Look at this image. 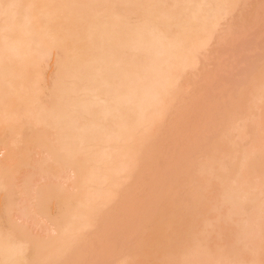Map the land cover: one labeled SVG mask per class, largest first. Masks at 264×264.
Here are the masks:
<instances>
[{"label": "bare ground", "instance_id": "obj_1", "mask_svg": "<svg viewBox=\"0 0 264 264\" xmlns=\"http://www.w3.org/2000/svg\"><path fill=\"white\" fill-rule=\"evenodd\" d=\"M239 2L0 0V264H264V58L189 117Z\"/></svg>", "mask_w": 264, "mask_h": 264}, {"label": "rangeland", "instance_id": "obj_2", "mask_svg": "<svg viewBox=\"0 0 264 264\" xmlns=\"http://www.w3.org/2000/svg\"><path fill=\"white\" fill-rule=\"evenodd\" d=\"M243 1H245V0H240V2H242L243 3V5H242V3H241V6L239 5L240 4V2H239V4H237L238 6H237V8H235V10H233V13L228 17V18H230V20L228 19V21H230L229 23L227 22V24L225 23V24H223L224 26H227L228 24V26L229 27H231V29L233 30H231L229 27V29L227 28V27H224V29H222V26H221V29L222 30H220V34H222L221 35V37L223 36V33H225V34H227L226 35V37L225 36H223V38H220L219 40H217V42H219V41H221V44L224 42V41H227L228 42V44H227V47L225 48V46H226V43L224 42V44H220V48L218 47V45L216 46V42H214L212 45L216 48H214V47H212V45H211V49L209 48V49H206V50H211V51H208V53H207V55H205L206 57H204L203 59L205 60H203L204 62H202V61H200V66H199V68L200 69H203V70H200L199 72H202V73H200V75L201 74H203L204 76L205 75H207L206 77H204V80H202V83H201V80L199 81V82H197L198 84L196 85H194V86H192V88L190 89H188V91H187V95H188V97L190 96V97H192V100H193V98H197L196 100H195V102L194 101H192V104H190V106H192L193 107V111L191 110L190 111V113H189V117L191 118V125H192V122H194L193 123V125H192V128L193 127H195L196 128V130L195 131H201V129L199 128H197V127H204V126H206V125H204V121H202L203 120V114L201 115V120L199 119V117H200V115H199V113L201 112V109L199 108H197L198 106H199V104H198V101H199V103H200V101L201 100H199V98L202 96V95H200L199 93H200V89H202V91H203V93L205 94V96H212V95H214V93H216V91L217 90H219L220 91V89L218 88L219 87V83L218 82H221L220 84H222L223 82H226V83H223L225 86L228 84V86L230 87L231 86V84L230 83H233V82H235L238 78H240V77H242L243 75H242V73L244 72V71H246V68H248L249 67V65L251 66V63H252V66L254 65V62H256L257 63V61L261 58V59H263L264 58V45L263 46H259V48H258V46H257V44H259V45H262V44H264V36H262V35H264V33H261V34H259L260 32H264V18L262 19L261 17H264V0H246L245 1V3L243 2ZM247 2V3H246ZM250 2V4H248ZM257 2V3H256ZM246 4V5H245ZM251 5V6H250ZM262 5V6H261ZM259 7V8H258ZM238 8L240 9L239 10V12H238ZM255 8V9H254ZM254 10H255V12H254ZM235 11V12H234ZM237 12H238V15H237ZM245 12V13H244ZM252 12V13H251ZM257 12V13H256ZM242 13V14H241ZM249 13V14H248ZM253 13H256V14H253ZM262 14V15H261ZM249 15V16H248ZM254 15V16H253ZM255 15H256V17H255ZM260 15V16H259ZM235 16H236V18H237V16H238V19L240 20V18H244L245 20H243V18L241 19V21L243 20L244 22H242V24H240V25H242L241 27H240V25L238 24V23H240V21L238 20V22H236L237 21V19L235 18ZM241 16V17H240ZM240 17V18H239ZM252 17L254 18L253 20H252ZM259 18V19H258ZM250 19V20H249ZM234 20V22H236V27H238V28H240L239 29V31H237L238 30V28H237V30L234 28L235 26H233V24H235V23H233L232 21ZM236 20V21H235ZM246 20H248V22L246 21ZM259 22V23H257V21ZM261 21H263V23L261 22ZM249 23V24H248ZM254 25H253V24ZM258 24H262V25H258ZM239 25V26H238ZM246 25V26H245ZM257 25H258V27H257ZM257 28H256V27ZM246 27V28H245ZM248 27V28H247ZM253 28V30H247V29H252ZM259 27L261 28V29H259ZM262 27H263V29H262ZM234 28V29H233ZM244 29V30H243ZM258 29H259V32H258ZM231 30V33H233L235 36H234V39L235 38H237V39H235V41L234 42H231V40L233 41L234 39H233V37L232 38H230L232 35H231V33H227V32H229V31ZM243 30V31H242ZM256 30V32H253V31H255ZM223 31H226V32H223ZM238 32V33H235V32ZM251 33H250V32ZM244 32H245V36L243 37L242 35H244ZM240 33V35H238ZM256 33H258V34H256ZM246 34H249V35H247V37H246ZM257 36H255V35ZM231 35V36H230ZM258 35H260L259 36V38H258ZM237 36H239V37H237ZM261 36L263 37V38H261ZM229 40H228V39ZM244 38V39H243ZM251 38V39H250ZM253 38V39H252ZM227 39V40H226ZM247 39V40H246ZM258 39H260V42L262 41V44H260L258 41ZM252 40V41H251ZM256 40V41H255ZM245 41V42H244ZM233 43V44H231V43ZM258 42V43H257ZM220 43V42H219ZM236 43V44H235ZM243 43V44H242ZM246 43V44H245ZM253 44V46H252V44ZM255 43V44H254ZM229 44H231V45H229ZM242 44V45H241ZM237 45L239 46L238 48H237ZM257 47H256V46ZM235 48H233V47ZM241 46V47H240ZM256 48H255V47ZM209 47V46H208ZM207 47V48H208ZM224 47V48H223ZM248 47H249V49H248ZM261 47H263V48H261ZM228 48H229V51L231 52V55H228V54H230V52L228 51V52H226L227 50H228ZM231 48V49H230ZM237 48V49H236ZM214 49V50H213ZM219 49V50H218ZM221 49V50H220ZM226 49V50H225ZM233 49V50H232ZM247 49V50H246ZM251 49H254L253 51L251 50ZM213 50V51H212ZM225 50V51H224ZM245 50H246V52H245ZM260 52V53H258V51ZM216 51V52H215ZM236 51V52H235ZM251 51V52H250ZM262 51V52H261ZM211 52V53H210ZM214 52V54L212 55V53ZM234 52V53H233ZM249 52V53H248ZM204 53H206V51L204 52ZM219 53H220V55H219ZM222 53H224V55H222ZM225 53H227V55L228 56H225ZM253 55H252V54ZM209 54H211L210 55V57H209ZM218 54V56H216L217 58H219L220 60H210V59H212L215 55H217ZM238 54V56H236ZM251 54V55H250ZM258 54V55H257ZM202 55H204V54H202ZM261 55V56H260ZM240 56V57H239ZM247 58H246V57ZM229 57L231 58L230 60H229ZM223 58H225V59H223ZM251 58H253V59H251ZM257 58H259V59H257ZM206 59H209L210 61H211V63L207 60V62H206ZM223 59V60H222ZM243 59V60H242ZM251 59V60H250ZM260 59V60H261ZM202 60V59H201ZM225 60H228V61H225ZM250 60V61H249ZM259 60V61H260ZM222 61H225V62H222ZM232 61V62H231ZM212 62H214V63H212ZM228 62H230V64H229V69H224V64L226 65V66H228L227 64H228ZM234 62H235V65H234ZM240 62H242V64L240 63ZM251 62V63H250ZM202 63V64H201ZM204 63V64H203ZM218 64L217 66H216V64ZM220 63V64H219ZM221 63L223 64V65H221ZM238 63V64H237ZM243 63H245V65H243ZM248 63V64H247ZM250 63V64H249ZM208 65H211L212 67H208ZM214 65H215V67L216 68H214ZM219 65H221L220 67L221 68H219ZM231 66H233V67H231ZM236 66V67H235ZM244 66V67H243ZM203 67H205V69L203 68ZM206 67L208 68V69H206ZM218 67V68H217ZM198 68V69H199ZM212 68H214V69H212ZM225 68H227V67H225ZM232 68V69H231ZM237 68H238V70H237ZM198 69H197V71H198ZM221 69H223V70H225V71H223V70H221ZM205 70V71H204ZM207 70V71H206ZM214 70H215V72H214ZM217 71V72H216ZM226 71H229V72H226ZM238 72V74H237V72ZM199 72H197L198 74H199ZM209 74H208V73ZM220 72H226L227 74L226 75H224V74H222V73H220ZM207 73V74H206ZM218 73H220L219 75H218ZM217 76V78H215V76ZM234 74H235V76H234ZM213 75V77H214V79H212V76ZM209 76L211 77V78H209ZM220 76V77H219ZM226 78V81H225V78ZM230 79V80H227L228 78ZM233 77V78H232ZM212 79V80H211ZM209 81V82H207V81ZM223 82H222V81ZM228 81V82H227ZM230 82V83H229ZM217 84V86H215L216 84ZM200 84H202L203 86H204V88H203V86H201ZM207 84H209V85H207ZM230 84V85H229ZM200 87H202V88H200ZM207 87H208V89H207ZM194 88H195V90L196 91H198V96L196 97L195 96V94H197V93H195V91H193L194 90ZM213 88H215L214 89V91H210V90H212ZM218 88V89H217ZM210 89V90H209ZM192 90V92H189V91H191ZM209 91V92H208ZM219 91H217V92H219ZM211 92V93H210ZM209 95H208V94ZM195 96V97H193V95ZM216 95V94H215ZM189 100H191V98H188ZM200 99H203V96H202V98H200ZM197 104V105H196ZM215 104V105H214ZM217 103H213L212 104V106H211V104L209 103V105H210V107H209V105H207L208 107H206V108H208V109H210L209 111H212V109H213V107L214 106H217V107H219L218 105H221V104H217ZM198 110H199V112H198ZM198 117V118H197ZM196 119V121H194ZM201 121V123L197 126V122H200ZM204 125V126H203ZM194 128V129H195ZM205 128V127H204ZM203 130V129H202ZM181 131V130H180ZM177 132H179V131H177ZM7 133L8 132H6L5 133V137H7L8 135H7ZM176 133V132H175ZM180 133V132H179ZM177 134V138H178V136H181V134H182V132L180 133V134H178V133H176ZM182 137H184V134H183V136H181V138ZM176 138V139H177ZM180 138V139H181ZM185 139V140H184ZM183 140L184 141H187V139L189 140V136L188 137H185ZM180 141H182V140H180ZM177 142L179 143V141L177 140ZM163 164H161L159 167H157V168H159V169H161V166H162ZM155 169V168H154ZM151 185H153V184H151ZM86 263H87V260L85 261ZM90 264H91V262H90Z\"/></svg>", "mask_w": 264, "mask_h": 264}]
</instances>
